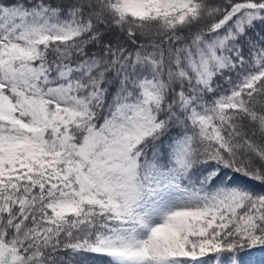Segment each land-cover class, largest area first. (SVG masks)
Here are the masks:
<instances>
[{"label":"snow or ice","instance_id":"snow-or-ice-1","mask_svg":"<svg viewBox=\"0 0 264 264\" xmlns=\"http://www.w3.org/2000/svg\"><path fill=\"white\" fill-rule=\"evenodd\" d=\"M258 246L264 0H0V264Z\"/></svg>","mask_w":264,"mask_h":264},{"label":"trees","instance_id":"trees-1","mask_svg":"<svg viewBox=\"0 0 264 264\" xmlns=\"http://www.w3.org/2000/svg\"><path fill=\"white\" fill-rule=\"evenodd\" d=\"M238 258L241 264H264V247L243 249ZM223 264H228V259L222 258ZM208 264H217L214 259H209Z\"/></svg>","mask_w":264,"mask_h":264}]
</instances>
